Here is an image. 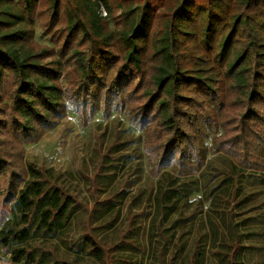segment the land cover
Segmentation results:
<instances>
[{
  "label": "trees",
  "instance_id": "1",
  "mask_svg": "<svg viewBox=\"0 0 264 264\" xmlns=\"http://www.w3.org/2000/svg\"><path fill=\"white\" fill-rule=\"evenodd\" d=\"M102 1L66 0L62 19V0H23L24 9L16 0H0V177L6 180L8 206L17 198L26 211L35 206L20 194L32 172L23 163L24 145L36 143L66 117L60 85L65 64L71 96L85 104L107 83L102 63L122 62L106 94L118 92L124 74L125 85L142 77L144 91L132 112L148 130L150 153L160 167L184 169L199 159L196 123L210 119L212 105L224 109L220 151L241 166H255L264 153V0H120L125 22L116 38L122 55L113 50L114 33L99 11L101 5L107 14L111 9ZM35 13L44 14L50 31L60 23L55 35L64 63L34 41L26 16ZM73 200L56 189L41 222L52 228V215L63 217ZM29 238L26 228L0 231L2 250L14 264H41L22 245ZM86 243L98 262L114 250L105 253L89 235ZM237 253L233 249L230 264H240Z\"/></svg>",
  "mask_w": 264,
  "mask_h": 264
},
{
  "label": "rangeland",
  "instance_id": "2",
  "mask_svg": "<svg viewBox=\"0 0 264 264\" xmlns=\"http://www.w3.org/2000/svg\"><path fill=\"white\" fill-rule=\"evenodd\" d=\"M16 2L25 8L23 0ZM119 3L108 0L111 12L106 16L104 5L99 11L114 33L113 50L122 55L116 38L125 22ZM137 5L135 1L133 8ZM26 21L34 29V41L53 49L64 63L65 50L55 35L60 23L50 31L38 13L28 14ZM121 65H99L107 83L85 104L71 96L65 64L60 85L66 117L36 143L24 145L23 163L32 172L20 194L35 206L26 211L18 198L6 205V180L0 177V231L29 229L30 238L22 245L41 264H56L57 259L74 264H230L235 248L238 263L264 264V153L255 166H241L220 151L224 109L212 105L210 119L196 123L199 159L184 169L160 167L150 153L148 130L133 117L144 91L142 77L125 85L124 74L118 92L106 94ZM56 189L74 200L63 217L52 215L48 228L41 214L51 209ZM30 212L27 221L23 215ZM87 235L105 253L114 247L104 262L92 257ZM0 264H14L1 244Z\"/></svg>",
  "mask_w": 264,
  "mask_h": 264
},
{
  "label": "built area",
  "instance_id": "3",
  "mask_svg": "<svg viewBox=\"0 0 264 264\" xmlns=\"http://www.w3.org/2000/svg\"><path fill=\"white\" fill-rule=\"evenodd\" d=\"M104 12V15L106 16L107 15V13L105 12V11H103Z\"/></svg>",
  "mask_w": 264,
  "mask_h": 264
}]
</instances>
